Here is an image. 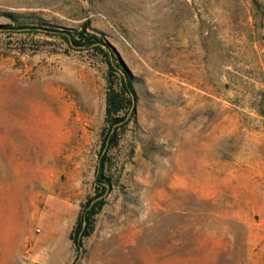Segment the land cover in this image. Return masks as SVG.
I'll return each mask as SVG.
<instances>
[{
    "label": "rangeland",
    "instance_id": "374dc122",
    "mask_svg": "<svg viewBox=\"0 0 264 264\" xmlns=\"http://www.w3.org/2000/svg\"><path fill=\"white\" fill-rule=\"evenodd\" d=\"M84 20L135 97L76 250L107 65L32 26ZM0 23L26 26L0 28V264H264V0H0Z\"/></svg>",
    "mask_w": 264,
    "mask_h": 264
},
{
    "label": "trees",
    "instance_id": "16d2710c",
    "mask_svg": "<svg viewBox=\"0 0 264 264\" xmlns=\"http://www.w3.org/2000/svg\"><path fill=\"white\" fill-rule=\"evenodd\" d=\"M87 26V20L82 21L78 27L72 29L43 25L32 26L33 29L41 27L48 33L59 35L70 46L95 50L107 65L104 97L105 128L100 140V150L93 178V192L82 202L75 223L69 231V237L76 250L82 248V238L89 233L92 215L101 207L105 193L111 186V178L106 173V151L116 142L117 134L122 131L125 123L133 115L135 97L131 75L123 66L114 48L105 37L95 31L88 30ZM25 27L23 23H18L16 26L9 23H0L2 29H22Z\"/></svg>",
    "mask_w": 264,
    "mask_h": 264
}]
</instances>
